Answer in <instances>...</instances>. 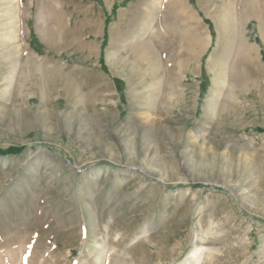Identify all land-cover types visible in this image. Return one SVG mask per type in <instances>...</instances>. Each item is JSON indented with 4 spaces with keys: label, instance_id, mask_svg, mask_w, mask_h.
Returning <instances> with one entry per match:
<instances>
[{
    "label": "rangeland",
    "instance_id": "rangeland-1",
    "mask_svg": "<svg viewBox=\"0 0 264 264\" xmlns=\"http://www.w3.org/2000/svg\"><path fill=\"white\" fill-rule=\"evenodd\" d=\"M0 264H264V0H0Z\"/></svg>",
    "mask_w": 264,
    "mask_h": 264
},
{
    "label": "bare ground",
    "instance_id": "bare-ground-1",
    "mask_svg": "<svg viewBox=\"0 0 264 264\" xmlns=\"http://www.w3.org/2000/svg\"><path fill=\"white\" fill-rule=\"evenodd\" d=\"M134 57H135L134 59L137 60V61L140 59L138 56H134ZM198 261H200V258H199Z\"/></svg>",
    "mask_w": 264,
    "mask_h": 264
}]
</instances>
